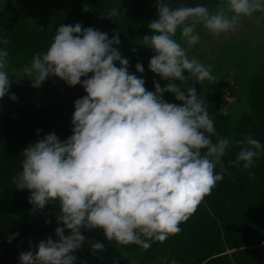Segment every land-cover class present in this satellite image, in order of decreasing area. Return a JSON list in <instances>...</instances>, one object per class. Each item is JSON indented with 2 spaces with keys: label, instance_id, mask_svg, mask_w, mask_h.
I'll use <instances>...</instances> for the list:
<instances>
[{
  "label": "clouds",
  "instance_id": "obj_1",
  "mask_svg": "<svg viewBox=\"0 0 264 264\" xmlns=\"http://www.w3.org/2000/svg\"><path fill=\"white\" fill-rule=\"evenodd\" d=\"M156 6L157 18L148 23L152 34L143 37V45L155 53L149 70L169 83L161 87L154 82V92L145 88L144 79L129 74V61L113 47L120 43L118 36L109 39L107 33L80 23L60 25L46 52L33 55L23 69L34 77V87L55 76L69 86L80 84L86 95L74 103L70 137L61 141L54 133L47 134L23 150L22 171L12 181L15 188L29 190V203L35 208L56 203L60 209L56 218L63 227L55 229L57 241L48 237L35 252L21 253L20 264H75L71 253L85 240L81 228L102 229L108 241L146 251L153 242L179 234L180 225L217 182L230 175L222 157L232 139L217 134L194 86L186 87L185 93L172 82L187 85L191 77L203 84L216 77L210 67L190 58L174 37L180 30L191 48L200 41L197 26L203 25L213 35L227 38L243 18L264 20V0H222L214 11L205 5L172 8L164 0H157ZM122 15L113 7L106 16ZM9 43L0 40L5 46L0 48V99L11 85ZM136 71L142 73L143 66L138 63ZM166 92L182 103L166 102ZM235 143L240 150L232 166L243 162L244 170L253 168L264 151L260 141L248 135ZM91 247L99 251L104 245L97 242Z\"/></svg>",
  "mask_w": 264,
  "mask_h": 264
},
{
  "label": "trees",
  "instance_id": "obj_2",
  "mask_svg": "<svg viewBox=\"0 0 264 264\" xmlns=\"http://www.w3.org/2000/svg\"><path fill=\"white\" fill-rule=\"evenodd\" d=\"M222 0H164L169 7L205 5L210 11ZM157 0H70L62 4L45 24L29 26L21 18L0 17V40L7 39L9 66L7 71L11 85L8 93L0 99V264H20L23 252L37 250L36 245L55 234L60 209L49 203L44 209L29 203L30 191L15 188L13 177L22 171L23 150L35 144L45 135L54 133L64 141L72 135L74 103L86 95L78 84L69 86L65 81L48 77L39 87L32 79L15 77V73L30 66L36 53H45L50 47L60 25L91 27L107 33L108 38L118 36L121 47L133 45L137 51L143 46L145 54L155 53L143 45V37L151 35L148 23L156 19ZM119 7L123 14L109 19L107 13ZM188 49L180 37H174ZM5 47L0 44V48ZM247 41L225 44L219 53L202 62L210 67L215 81L196 83L189 77L187 85L172 81L185 90L192 85L213 120L218 135L231 138L222 162L229 174L217 182L211 194L206 196L196 212L180 225L182 231L165 242H153L148 250L135 244L119 245L113 254L115 264H264V151L249 170L233 167L242 141L248 135L260 141L264 147V66H258V57ZM147 53V54H148ZM119 67V62H114ZM187 76L188 73H185ZM232 77L231 88L236 97L229 112H224L222 94L225 80ZM89 77H82L84 80ZM145 88L155 91L154 82L161 87L169 81L161 79L152 71L144 79ZM229 89V88H228ZM15 95L16 99L11 97ZM163 99L168 103L181 104L173 93L166 92ZM225 110V108H224ZM39 130V134L38 133ZM215 142L216 137H212ZM215 171L219 173L217 165ZM249 171L254 175L250 176ZM47 221V223H46ZM85 237L75 251L77 264H103L102 250L94 251L92 244L102 243L103 230L80 229ZM65 235L70 231L65 229ZM11 240L9 243L8 241ZM32 245L30 248L29 245Z\"/></svg>",
  "mask_w": 264,
  "mask_h": 264
},
{
  "label": "rangeland",
  "instance_id": "obj_3",
  "mask_svg": "<svg viewBox=\"0 0 264 264\" xmlns=\"http://www.w3.org/2000/svg\"><path fill=\"white\" fill-rule=\"evenodd\" d=\"M67 1L70 0H0V17L4 16L21 18L29 26L45 24L50 21L53 14L56 13L62 4ZM255 15L260 16L261 14L256 13ZM196 32H198L200 35V41L191 48L187 49V53L190 58H195L202 63L215 57L225 44L238 41H247L250 47L256 48V51L254 50L253 56L257 55L258 66H261L260 64L264 66V20H262L260 23H257L254 18H243L237 30L230 32L227 35V38L224 34H221L220 36L213 35L207 29H205L203 25H198ZM139 50L141 51L136 52V48L133 45H130V47H121L119 49V53L123 59H127L129 61V74H134L138 78L145 79L150 72L149 62L152 56L150 52L148 53V51V54H145L143 46L139 47ZM138 63L144 68L142 73L136 71V65ZM91 75L92 74L89 73L88 77ZM15 77L34 78L26 76L23 69L17 71L15 73ZM55 78L59 79L58 77ZM225 82L227 84L225 86L226 89L222 94V101H225L224 94L228 88L231 89L234 87V81L232 80L231 76H227ZM235 98L236 97L234 96V99L231 103L236 101ZM225 102L226 104L223 103L222 105L225 108V110L223 108V111L226 113L229 112L231 103L228 101ZM102 244L104 245L102 250L104 259L103 264H115L113 254L118 250H116V243L108 241L103 232ZM71 254L75 256V251ZM75 264H77V260Z\"/></svg>",
  "mask_w": 264,
  "mask_h": 264
},
{
  "label": "built area",
  "instance_id": "obj_4",
  "mask_svg": "<svg viewBox=\"0 0 264 264\" xmlns=\"http://www.w3.org/2000/svg\"><path fill=\"white\" fill-rule=\"evenodd\" d=\"M224 99L225 101H228L229 103H231L234 99V95L231 89H228L225 94H224Z\"/></svg>",
  "mask_w": 264,
  "mask_h": 264
}]
</instances>
